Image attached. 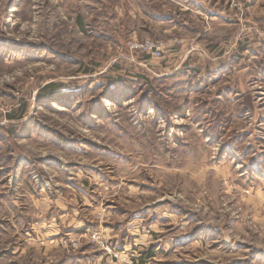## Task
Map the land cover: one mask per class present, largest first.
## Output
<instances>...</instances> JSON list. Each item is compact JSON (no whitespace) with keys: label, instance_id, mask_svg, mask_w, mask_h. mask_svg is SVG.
<instances>
[{"label":"rangeland","instance_id":"374dc122","mask_svg":"<svg viewBox=\"0 0 264 264\" xmlns=\"http://www.w3.org/2000/svg\"><path fill=\"white\" fill-rule=\"evenodd\" d=\"M262 93L264 0H0V264H264Z\"/></svg>","mask_w":264,"mask_h":264},{"label":"built area","instance_id":"2783aa9c","mask_svg":"<svg viewBox=\"0 0 264 264\" xmlns=\"http://www.w3.org/2000/svg\"><path fill=\"white\" fill-rule=\"evenodd\" d=\"M132 48L155 57H161L165 46L163 43L147 40L141 43H134Z\"/></svg>","mask_w":264,"mask_h":264},{"label":"crops","instance_id":"0c3cea01","mask_svg":"<svg viewBox=\"0 0 264 264\" xmlns=\"http://www.w3.org/2000/svg\"><path fill=\"white\" fill-rule=\"evenodd\" d=\"M262 95H264V94L262 93Z\"/></svg>","mask_w":264,"mask_h":264}]
</instances>
